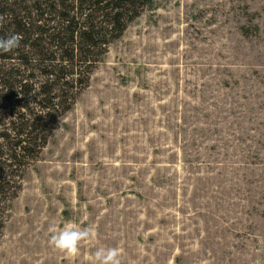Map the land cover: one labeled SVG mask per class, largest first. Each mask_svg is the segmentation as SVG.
Segmentation results:
<instances>
[{
	"label": "rangeland",
	"instance_id": "rangeland-1",
	"mask_svg": "<svg viewBox=\"0 0 264 264\" xmlns=\"http://www.w3.org/2000/svg\"><path fill=\"white\" fill-rule=\"evenodd\" d=\"M106 42L66 66L70 108L0 193V264H93L99 247L121 264H264V0H152ZM38 92L0 118L40 113ZM68 221L97 231L74 256L49 244Z\"/></svg>",
	"mask_w": 264,
	"mask_h": 264
},
{
	"label": "trees",
	"instance_id": "trees-1",
	"mask_svg": "<svg viewBox=\"0 0 264 264\" xmlns=\"http://www.w3.org/2000/svg\"><path fill=\"white\" fill-rule=\"evenodd\" d=\"M151 1L0 0V17L4 18L0 36H22L17 49L0 53V101L15 97L21 102L22 96L39 88L33 100L41 109L40 113L33 112L26 101L17 105L19 111L8 125L0 118V126H5L0 132V193L14 176L22 177L15 172L23 162L37 158L47 144L57 120L56 112L70 108L67 100H56L57 90L70 82L69 73L64 71L66 66L91 67L89 55L93 49L107 43L108 36L121 34ZM53 13L58 17L50 16ZM58 50L63 52L59 61L55 55ZM33 61L39 62L42 69L44 80L39 85L27 73Z\"/></svg>",
	"mask_w": 264,
	"mask_h": 264
},
{
	"label": "clouds",
	"instance_id": "clouds-1",
	"mask_svg": "<svg viewBox=\"0 0 264 264\" xmlns=\"http://www.w3.org/2000/svg\"><path fill=\"white\" fill-rule=\"evenodd\" d=\"M4 18L0 17V26ZM22 36L19 33L8 36H0V53H10L20 46ZM50 234L49 244L54 250L69 255H76L82 242L93 240L97 237L94 225L80 227L78 224L68 221L62 227L52 224L48 228ZM121 251L117 247H99L93 254V264H121L119 259Z\"/></svg>",
	"mask_w": 264,
	"mask_h": 264
}]
</instances>
